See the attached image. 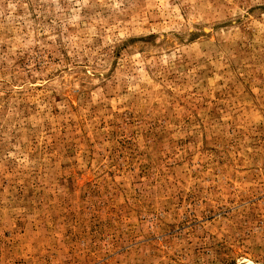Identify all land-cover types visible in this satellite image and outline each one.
I'll return each instance as SVG.
<instances>
[{"label": "rangeland", "instance_id": "rangeland-1", "mask_svg": "<svg viewBox=\"0 0 264 264\" xmlns=\"http://www.w3.org/2000/svg\"><path fill=\"white\" fill-rule=\"evenodd\" d=\"M0 264H264V0H0Z\"/></svg>", "mask_w": 264, "mask_h": 264}]
</instances>
